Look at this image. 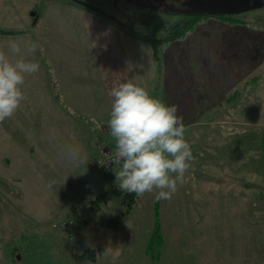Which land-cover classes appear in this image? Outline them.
I'll use <instances>...</instances> for the list:
<instances>
[{
	"label": "rangeland",
	"instance_id": "1",
	"mask_svg": "<svg viewBox=\"0 0 264 264\" xmlns=\"http://www.w3.org/2000/svg\"><path fill=\"white\" fill-rule=\"evenodd\" d=\"M83 1L123 19L125 17L120 12L121 9L128 14L138 10L134 0ZM45 3L46 0H0V50L8 52L7 45L13 41L20 43L22 49H25V43L33 41L34 35L29 33L34 32ZM173 5L179 8L176 3ZM165 10L164 13L160 11L161 16L171 21L179 17L178 14L166 13ZM229 15L231 18L228 20L205 15L189 32H193L195 36L206 31L224 35V44L228 49H244L246 53L244 52L242 61L249 58L248 50L252 52L251 49H256L254 54L257 56V65L254 74L259 76L255 89L256 102L247 106L246 103L244 106H231H237L234 113L236 117L239 116L240 122L238 120L230 121L228 125L221 124L217 113H206L211 120L190 121L185 139L191 145L193 160L185 173L183 184L178 185V191L174 195L195 194L197 197L224 194L225 198L208 203L212 205L211 213L205 210L207 205L202 206L198 200L200 208L196 211L201 212L200 216L196 211L192 212L194 202L184 201L186 210L189 208L188 203L191 204L190 210H182L178 215L174 212L178 203L173 200L174 196L171 200L157 201L155 192L145 193L139 196L132 213L121 220L119 229L107 227L106 221L125 208L122 196L113 192L119 186L115 175L118 168L115 171L95 170L91 165L93 160L89 158V167L87 170L82 169L84 163L82 164L80 151L84 145L83 128L78 123L53 122L51 140L41 136L26 137L23 142L25 146L21 144L22 148L34 144L39 152L34 162L25 153L20 156L22 154L16 147L21 143V138L13 139L12 130L7 136L1 135L0 131V204H5V208L0 210V242L5 243L0 248L2 264H80L82 261H79V255L88 247L97 248L98 243L132 240L130 238L138 235L132 231L135 223L152 225L156 202L160 203L164 230L162 233L166 240H184L193 236L213 244L224 241L234 244L244 242V264H264V158L261 149L264 129V5ZM210 19L220 20V23H224V29H220L222 25L208 23ZM12 30L14 33H10ZM241 34H244L245 39L236 40ZM37 44V49H40L41 45ZM213 44L217 49L221 48L223 42L213 40ZM211 94L213 101L221 100L218 90L212 89ZM211 109L214 112L221 109L220 104H214ZM67 123L75 126L69 129L70 125ZM43 125L44 122H37L38 133H44ZM225 130L230 133L227 141H224ZM188 132L191 134L187 136ZM18 139L20 142H17ZM224 142H237L240 150L224 153V149L231 147L221 146ZM60 146L66 150L67 161L50 166L53 171L48 175L45 171H39V166L45 167V161L41 160L42 152ZM240 155L243 156L244 163H239ZM6 156L11 159L10 165L5 160ZM237 160H240L238 163L243 169H225L228 164L235 166ZM228 173L230 175L226 177ZM9 177H22V184L17 186L18 181L15 183L7 180ZM214 179L219 180V183L225 181L215 185L212 182ZM18 187L25 191L21 198ZM104 191L109 193L108 200L101 208H96L93 200ZM72 218L85 220L75 234L63 228V223ZM198 220L202 223L196 224ZM189 229L195 232H187ZM148 234L151 240L153 233ZM225 247L214 249V252L224 254L223 264L231 257V251H234Z\"/></svg>",
	"mask_w": 264,
	"mask_h": 264
},
{
	"label": "crops",
	"instance_id": "2",
	"mask_svg": "<svg viewBox=\"0 0 264 264\" xmlns=\"http://www.w3.org/2000/svg\"><path fill=\"white\" fill-rule=\"evenodd\" d=\"M37 22L34 32L31 31L29 35H34L32 42L39 43L41 48L37 49L34 57L26 49L22 50L29 58L39 62L40 70L25 77L23 91L26 99L14 116L6 119L8 122H0L1 135L7 136L12 130L13 139L21 138V143L16 147L22 154L20 156L25 153L33 162L39 154L36 146L32 144L22 148L21 144L25 146L23 142L26 137L41 136L51 140L53 122L58 121H74L83 128L84 145L80 151L82 164L84 163L82 169L87 170L90 164L87 160L94 159L97 153L96 139L99 137L116 147L108 128L112 103L109 92L112 87L129 80L145 87L151 95L165 104L177 105L178 115L183 118L186 130L190 121L211 120L206 113H217L218 120L224 125H228L230 121L240 122L241 119L234 113L237 106H231H244L245 103L247 106L256 102L255 89L259 81V76L254 74L257 65V56L254 54L256 49H251L252 52L248 50L249 58L242 61L244 49H228L224 44V35L206 31L195 36L193 32H189L180 39L154 44L132 37L95 13L64 0H46ZM208 23L222 25L220 29H224V23H220V20L210 19ZM237 38L236 40L245 39L244 34ZM213 40L222 41L221 48L216 49ZM11 58L15 61L20 57ZM212 89L218 90L221 100L213 101ZM214 104H220L221 109L212 111ZM37 122H44V133H38ZM69 125V129L75 126ZM226 131L224 141L230 135ZM190 134L188 132L187 136ZM54 136L57 137L58 134ZM220 145L231 146L227 151L224 149V153L240 150L237 142H224ZM77 151L79 153V148ZM42 155L45 167L39 166L38 170L45 171L47 175L53 171L50 166L67 161L63 146L52 147L49 151L42 152ZM225 157L224 155L223 159ZM243 159L240 155L241 162L237 160L235 166L228 164L225 169H243L239 164L244 163ZM5 160L10 165L11 159L8 156ZM112 168L108 170L115 171ZM228 175L230 173L226 177ZM7 180L15 183L18 181L17 186L22 184V177H9ZM224 181L219 183L217 179L212 180L215 185ZM18 191L21 198L24 190L19 188ZM174 197L173 200L178 201L174 212L178 215L186 210L184 201L194 202V212L200 208L197 204L199 200L202 206L207 205L205 210L211 213L212 205L208 203L225 198L224 194L197 197L195 194H178ZM4 206V203L0 204L1 211ZM188 207H191L190 203ZM188 209L186 211L190 210ZM197 213L201 215L200 211H196ZM195 223L202 222L198 220ZM153 227L154 219L150 226L135 223L132 231L138 235L130 238L132 240L98 243L96 259L84 255L83 251L79 255V261H82L80 264H223L224 254L214 252V249L225 246V249L234 250L231 251V257H227L231 262L227 260L225 264H244V242L234 244L224 241L213 244L193 236L184 240L164 238L160 252L152 255L148 246V232L152 233ZM187 232L195 231L189 229ZM4 244L0 242V248Z\"/></svg>",
	"mask_w": 264,
	"mask_h": 264
},
{
	"label": "clouds",
	"instance_id": "3",
	"mask_svg": "<svg viewBox=\"0 0 264 264\" xmlns=\"http://www.w3.org/2000/svg\"><path fill=\"white\" fill-rule=\"evenodd\" d=\"M175 3L181 7L184 0ZM38 47L32 41L24 45L33 57ZM7 48L8 52L0 50V122L13 117L26 99L25 77L40 70L39 62L29 58L20 43L10 42ZM11 56L20 58L13 61ZM109 95L108 128L116 142L110 161L118 168L119 187L137 196L155 192V200H171L193 160L178 106L165 104L131 80L112 87Z\"/></svg>",
	"mask_w": 264,
	"mask_h": 264
},
{
	"label": "trees",
	"instance_id": "4",
	"mask_svg": "<svg viewBox=\"0 0 264 264\" xmlns=\"http://www.w3.org/2000/svg\"><path fill=\"white\" fill-rule=\"evenodd\" d=\"M69 2L73 3L74 5L80 6L89 10L92 13L102 17L103 19L107 20L110 24L118 27L124 33L135 37L137 39H141L144 41H149L154 44L166 42V41H174L177 39L182 38L185 36L189 31H191L199 20L204 17L205 15H212L220 18H225L226 20L230 19L231 16L229 13L223 14H210L208 12H195V11H186L184 10L183 6L176 8L174 5H170L167 7H162L163 9L149 7L144 4H137V12L128 14L124 12L122 9L120 12L125 17L120 18L118 16L108 17L103 15L102 13L96 12L95 10L84 6L78 2L69 0ZM183 8V9H182ZM164 9H166V13H174L178 14V18L175 21H171L164 16H161V12L164 13ZM161 11V12H160ZM1 32H7L1 30ZM10 33H14V31H10ZM261 149L263 152L264 158V129L261 136ZM98 153V150H97ZM96 153V154H97ZM95 154V155H96ZM107 169V168H100V171ZM99 170V169H98ZM113 192L119 194L123 198V204L125 208L116 216L108 219L106 221L107 227L111 228H118L120 226V222L123 218L129 216L134 206L136 205L139 196L135 195L134 193H126L124 192L119 186L113 189ZM108 191H104L99 193L96 198L93 200V204L96 208H101L104 203L108 200ZM154 229L152 238L149 244V250L151 251L152 255L155 252H160L161 243L164 240V236L162 233V220L160 215V203H155L154 206ZM83 221L80 223L79 227L75 230H70L72 233L75 234L78 228L82 225ZM98 251L97 248H90L84 250V255H88L90 258L96 259Z\"/></svg>",
	"mask_w": 264,
	"mask_h": 264
},
{
	"label": "water",
	"instance_id": "5",
	"mask_svg": "<svg viewBox=\"0 0 264 264\" xmlns=\"http://www.w3.org/2000/svg\"><path fill=\"white\" fill-rule=\"evenodd\" d=\"M78 2L84 6H87L96 12L102 13L105 16L113 17L112 14L106 10L92 5L83 0H72ZM185 5L191 7L202 8L199 12H208L210 14H223L232 13L239 11H246L248 9L264 5V0H187L184 2Z\"/></svg>",
	"mask_w": 264,
	"mask_h": 264
},
{
	"label": "built area",
	"instance_id": "6",
	"mask_svg": "<svg viewBox=\"0 0 264 264\" xmlns=\"http://www.w3.org/2000/svg\"><path fill=\"white\" fill-rule=\"evenodd\" d=\"M98 153L94 156L92 166L95 170L100 168H112L115 166L111 163V159L114 156L116 147L110 146L105 140H103L101 137L97 139L96 142ZM81 219L78 218H72L63 223V228L67 230H75L77 227H79L81 223ZM72 233V232H71ZM72 237V234H71Z\"/></svg>",
	"mask_w": 264,
	"mask_h": 264
},
{
	"label": "flooded vegetation",
	"instance_id": "7",
	"mask_svg": "<svg viewBox=\"0 0 264 264\" xmlns=\"http://www.w3.org/2000/svg\"><path fill=\"white\" fill-rule=\"evenodd\" d=\"M135 3L137 4H144V5H147L149 7H154V8H161L162 7H167L171 4V6L173 5V3H175V0H173V2L169 3L167 2V0H134ZM187 1V0H184V2ZM170 6V7H171ZM183 8L184 10L186 9L187 11H195V12H199V11H202V8H199V7H191V6H188V5H185L183 3ZM182 8V9H183Z\"/></svg>",
	"mask_w": 264,
	"mask_h": 264
}]
</instances>
